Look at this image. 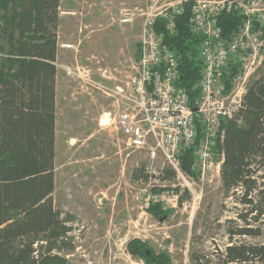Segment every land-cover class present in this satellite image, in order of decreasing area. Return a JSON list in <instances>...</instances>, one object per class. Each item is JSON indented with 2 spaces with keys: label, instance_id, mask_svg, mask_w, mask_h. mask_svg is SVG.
I'll list each match as a JSON object with an SVG mask.
<instances>
[{
  "label": "rangeland",
  "instance_id": "obj_1",
  "mask_svg": "<svg viewBox=\"0 0 264 264\" xmlns=\"http://www.w3.org/2000/svg\"><path fill=\"white\" fill-rule=\"evenodd\" d=\"M184 1L59 0L57 47L65 43L73 48H61L66 53L59 55L64 65L59 67L51 196L61 217H72L66 245L54 250L66 264H145L126 251L132 239L148 242L156 254H167L171 264H198L192 256L200 264L205 259L221 264L218 255L230 242L264 244V224L259 237L228 239L229 222L235 221L240 207L222 188L221 165L210 183L199 182L194 161V175L180 165L185 180L176 176L162 181L161 172L170 170L163 158L151 162L144 151L126 149L112 124L114 90L125 87L134 74L145 18L183 6ZM123 10L131 14V22H119ZM4 14L0 10V60L8 49ZM78 94L89 102L76 115L71 101ZM102 106L110 115L92 118ZM219 157L215 154V162ZM137 170L148 178L134 180ZM174 194L177 203L169 201ZM155 195L160 200L152 202ZM150 204H159L168 214L153 217L146 211Z\"/></svg>",
  "mask_w": 264,
  "mask_h": 264
},
{
  "label": "trees",
  "instance_id": "obj_2",
  "mask_svg": "<svg viewBox=\"0 0 264 264\" xmlns=\"http://www.w3.org/2000/svg\"><path fill=\"white\" fill-rule=\"evenodd\" d=\"M190 6L191 2L185 3L183 13L174 18V33L166 31L161 18L155 19L154 29L176 54L177 85L187 91L192 105L201 75V38L191 32ZM58 8L59 0H0L8 32L7 54L0 60V264H66L54 250L66 245L72 217L62 218L51 196ZM244 19L237 12L222 11L216 28L228 41ZM255 31L264 38V25ZM229 71L233 74L235 68ZM220 132L213 151L222 155V188L240 207L235 221L229 222L228 239L259 237L264 224V66L247 85L235 116L222 121ZM202 138L203 128L196 121L194 142L180 157L185 173L194 175L193 161ZM139 171L133 173L134 180L148 178ZM173 177V171L164 170L159 179ZM146 211L153 217L168 214L159 204H150ZM126 251L145 264H171L167 254H156L140 239L129 241ZM218 259L221 264H264V244L230 242Z\"/></svg>",
  "mask_w": 264,
  "mask_h": 264
},
{
  "label": "built area",
  "instance_id": "obj_3",
  "mask_svg": "<svg viewBox=\"0 0 264 264\" xmlns=\"http://www.w3.org/2000/svg\"><path fill=\"white\" fill-rule=\"evenodd\" d=\"M222 11H234L245 17L228 41L216 28L217 17ZM181 13L183 6L145 18L134 74L130 75L125 87L117 86L114 90L112 124L124 138L126 149L144 151L151 162L163 158L175 177L185 180L180 157L194 142L198 121L203 128V138L194 163L199 182L210 183L220 174L222 155L215 162L213 148L218 135L222 137L221 123L235 116L251 78L255 74L258 77L260 72H256L264 66V38L255 32V27L264 25V0H197L191 3L190 29L201 38L198 51L201 75L192 105L187 91L177 85V56L154 29L155 19L161 18L165 20L166 31L174 33V18ZM131 21V14L123 10L119 22ZM59 46L73 48L65 43ZM232 66L235 68L233 74L229 71ZM150 200L160 199L155 195ZM170 200L177 203L178 195L170 196ZM181 206L186 208L187 203Z\"/></svg>",
  "mask_w": 264,
  "mask_h": 264
},
{
  "label": "crops",
  "instance_id": "obj_4",
  "mask_svg": "<svg viewBox=\"0 0 264 264\" xmlns=\"http://www.w3.org/2000/svg\"><path fill=\"white\" fill-rule=\"evenodd\" d=\"M66 53L65 50H61V48H58L57 50V54H56V62H55V66H56V77H55V133H56V125H57V102H58V98H57V90H58V78L59 75L61 74V70H59V67L63 66L64 64L59 62V55L64 56ZM75 64H79V61L76 62ZM62 69V68H61ZM86 102V104H88L89 100L86 101L85 97H82L81 95L78 94V96H74L73 100L71 101V103L73 104V111L76 115H79L81 113V109L83 108V106L85 105L84 103ZM107 105V104H106ZM112 105V104H111ZM114 105V103H113ZM108 107V105H107ZM107 107L102 106L100 110H96L95 113H93L91 115L92 118H97V116H101L103 114H109V112H106L105 109H107ZM99 114V115H98Z\"/></svg>",
  "mask_w": 264,
  "mask_h": 264
}]
</instances>
